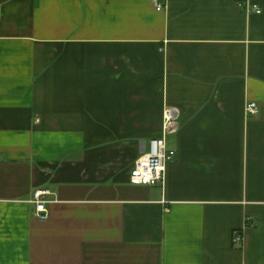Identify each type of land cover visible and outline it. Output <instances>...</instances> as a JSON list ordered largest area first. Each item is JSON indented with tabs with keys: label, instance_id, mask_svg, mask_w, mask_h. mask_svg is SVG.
I'll return each mask as SVG.
<instances>
[{
	"label": "crops",
	"instance_id": "0c3cea01",
	"mask_svg": "<svg viewBox=\"0 0 264 264\" xmlns=\"http://www.w3.org/2000/svg\"><path fill=\"white\" fill-rule=\"evenodd\" d=\"M249 1L262 13L0 0V264H264V0ZM167 106L176 156L134 186Z\"/></svg>",
	"mask_w": 264,
	"mask_h": 264
},
{
	"label": "built area",
	"instance_id": "2783aa9c",
	"mask_svg": "<svg viewBox=\"0 0 264 264\" xmlns=\"http://www.w3.org/2000/svg\"><path fill=\"white\" fill-rule=\"evenodd\" d=\"M239 6L247 14H261L262 9L258 5L251 4L249 0H239ZM161 11L162 7L157 6ZM260 113L257 103H248L245 106L246 116H256ZM181 127L180 112L177 108L167 106L164 111V122L162 136L150 141L149 152L137 160L130 171V183L134 186H156L165 180L167 165L176 156V151L169 149L167 138L176 135ZM50 195L48 190H37L34 193L33 204L36 206V215L42 221L48 219L49 201L46 199ZM248 224V222H247ZM249 225V224H248ZM244 241L243 231H236L233 237L235 245H242Z\"/></svg>",
	"mask_w": 264,
	"mask_h": 264
}]
</instances>
